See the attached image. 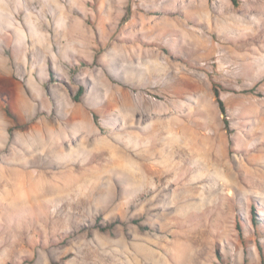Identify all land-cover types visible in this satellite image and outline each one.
<instances>
[{"label":"rangeland","instance_id":"1","mask_svg":"<svg viewBox=\"0 0 264 264\" xmlns=\"http://www.w3.org/2000/svg\"><path fill=\"white\" fill-rule=\"evenodd\" d=\"M181 247L262 264L264 0H0V264Z\"/></svg>","mask_w":264,"mask_h":264},{"label":"bare ground","instance_id":"2","mask_svg":"<svg viewBox=\"0 0 264 264\" xmlns=\"http://www.w3.org/2000/svg\"><path fill=\"white\" fill-rule=\"evenodd\" d=\"M197 22V21H196ZM194 34V32H193ZM195 35L197 37H200L199 36V33ZM202 38V37H201ZM194 45V44H193ZM211 145V144H210ZM229 171V170H228ZM7 172V171H6ZM12 174H13V178H9V180L11 181L9 183L10 187H13V192L11 194H14L16 196H20L22 194H24L25 192L27 191H30V188L32 189V186H40V182L41 179L43 178L41 174H39V172L37 174L35 173H29V172H26V171H22V172H16L15 170L12 171ZM3 175V173H2ZM1 175V176H2ZM5 176V175H4ZM6 177V176H5ZM9 177V176H8ZM43 183V182H42ZM30 195V194H29ZM28 195V196H29ZM37 195H41V194H37ZM31 196V195H30ZM33 196V195H32ZM31 196V197H32ZM22 203L24 201H21ZM38 200L35 201V203H31L30 205L31 206H28L30 208H35V207H39L41 208L43 205L41 202H39ZM179 238V237H178ZM184 244V243H183ZM177 245V244H176ZM175 245V246H176ZM182 245V243H181ZM179 246V245H177ZM180 247V246H179ZM178 248V247H177ZM175 249V248H174ZM180 251L182 252V254L179 255V259H178V256H177V261L175 262V264H183V260L185 258L186 255H184V248L182 249V247L180 248ZM173 254V253H172ZM197 254V253H196ZM178 255V254H177ZM158 256V255H157ZM160 258V257H159ZM158 259V258H157ZM160 260V259H159ZM164 260V259H163ZM170 260V259H169ZM165 261V260H164ZM162 264H168V261L166 263V261ZM185 262V260H184ZM173 263V262H172Z\"/></svg>","mask_w":264,"mask_h":264},{"label":"trees","instance_id":"3","mask_svg":"<svg viewBox=\"0 0 264 264\" xmlns=\"http://www.w3.org/2000/svg\"><path fill=\"white\" fill-rule=\"evenodd\" d=\"M83 93V89L80 90L79 94L81 95ZM214 94H215V98L217 100V103L219 105V108L222 112H225V105H224V102L223 100L221 99V96H220V93L218 91V89H214ZM8 112V111H7ZM261 254H262V264H264V258H263V251L261 250Z\"/></svg>","mask_w":264,"mask_h":264}]
</instances>
